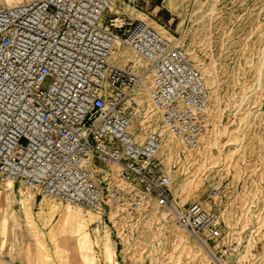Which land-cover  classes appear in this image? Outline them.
Wrapping results in <instances>:
<instances>
[{
    "label": "built area",
    "instance_id": "2783aa9c",
    "mask_svg": "<svg viewBox=\"0 0 264 264\" xmlns=\"http://www.w3.org/2000/svg\"><path fill=\"white\" fill-rule=\"evenodd\" d=\"M113 5L35 0L8 7L0 0V182L100 211L113 205L134 213L153 200L174 211L175 223L215 264H236L227 260L235 246L221 243V206L176 207L160 135L135 139L124 103L141 77L118 63L117 44L147 58L155 74L151 100L185 148L206 130L209 88L183 47L146 22L113 13ZM210 187L205 200L221 192L217 182Z\"/></svg>",
    "mask_w": 264,
    "mask_h": 264
},
{
    "label": "bare ground",
    "instance_id": "6f19581e",
    "mask_svg": "<svg viewBox=\"0 0 264 264\" xmlns=\"http://www.w3.org/2000/svg\"><path fill=\"white\" fill-rule=\"evenodd\" d=\"M34 1L2 0L8 7ZM175 1L164 0L169 11L175 10ZM112 2L114 5L111 10L119 12L115 10V0ZM130 14L132 19L146 22L168 39L174 40L175 37L169 29L147 17L142 11L132 10ZM117 48L116 60L118 63H129L141 77L140 84L128 95L124 103L131 115L130 128L135 139L143 140L153 132L160 135L159 156L170 178L169 186L174 195L176 207L182 208L188 202H201L203 206L209 208V203L201 199V195L207 189L209 172L216 168L223 169L232 159V152H230L231 154L225 153L221 148L222 141L224 139L237 140L246 134L245 126L240 130L243 132L242 135L228 127L229 116L225 118L227 123L223 124L222 96L219 85L210 77L211 65L203 64L194 52L186 49L194 67L209 87L210 104L207 110L204 134L196 146L185 148L167 128L151 100L149 93L155 83V74L148 67L147 58L122 42L117 44ZM257 72V80L253 83L256 89L262 85V67H259ZM247 96L248 93L239 95L240 99L236 101L237 107L231 112V115L236 116L237 110L244 105ZM249 116L250 112L246 118L242 117V120L246 122ZM153 121L160 123L153 126ZM181 152L184 153V159ZM118 172L119 168H115L116 175ZM197 176L199 178L195 180ZM221 192L215 196L218 200ZM38 193V188L23 185L17 187L12 180L0 183V210L3 212L0 219V264H15L18 243L15 232L17 221L25 225L32 240L27 249L31 264H103L96 255L95 247L100 248L104 264H121L118 259L116 242L112 237L113 228L118 231V236L123 243L125 242V230L129 228L132 231L133 228L136 231L134 248L139 250L140 247L148 245L151 251V264H156L157 256L163 250L171 253L172 249L179 245L190 256L188 264H215L212 254L202 245L203 243L195 238L186 227L175 223L174 211L169 207L160 208L159 211L152 210L147 219L141 220L140 217H132L131 212L117 206L112 205L106 212L105 210L85 209L81 206L61 203L48 196L38 199ZM233 205L234 199L228 200L224 210L220 208V217H223L230 228L232 239L237 241L231 244L238 249L239 242L243 241V235L232 220L233 211H236L235 208L233 209ZM153 206L158 208L153 200H147L140 208L148 209ZM105 213H107L111 225L105 220ZM240 213L243 216H249L246 211L244 213L240 211ZM165 233H169V237ZM227 237L224 230L221 243L229 246V241H226ZM253 239L249 238L244 251L237 253L236 262L238 264H264V251L257 255L251 250ZM4 253L9 259L4 257ZM174 263L177 264V260Z\"/></svg>",
    "mask_w": 264,
    "mask_h": 264
},
{
    "label": "rangeland",
    "instance_id": "374dc122",
    "mask_svg": "<svg viewBox=\"0 0 264 264\" xmlns=\"http://www.w3.org/2000/svg\"><path fill=\"white\" fill-rule=\"evenodd\" d=\"M115 2V10L126 15L129 21H134L130 11H142L147 17L169 29L175 37L172 41L185 50L194 52L203 64L211 65L210 77L219 85L222 96L223 124L227 123L225 118L229 116L228 127L231 130H236L242 135L243 132L240 130L245 126L247 131H244L246 134L240 139L222 141L221 148L225 153L232 152L231 162L223 169L216 168L209 172L207 189L201 195V199L209 203L210 207L219 204L223 210L228 200L234 199L233 209L236 211H233L232 220L235 227L242 232L243 241L239 242L238 249L233 250V254L229 256L227 259L229 262L238 264L236 255L239 251H244L248 244L247 240L251 237L254 238L251 250L258 255L264 251V0H176L174 11L166 8L164 0H115ZM259 67L263 69L262 85L256 89L253 83L257 80ZM47 84L48 80L44 82V86ZM244 93H248L244 105L237 110L236 116L231 115L237 107L239 95ZM249 112L250 116L244 122L242 117L246 118ZM157 123L160 122H152L153 126ZM181 156L184 159L183 152ZM163 166L165 168L164 164ZM198 178L197 176L195 180ZM213 182L221 185V196L219 200L216 197L205 200L204 195L209 192ZM189 203L191 202L187 204ZM149 208H140L131 215L144 220L149 217L152 210H160L154 206ZM108 210L109 208L105 209V212ZM240 211L248 212L249 216H243ZM2 215L3 212L0 210V219ZM104 218L111 225L107 213L104 214ZM221 221L225 227V236H228L226 238L228 244L237 242L232 239L230 228L222 216ZM15 232L18 237L15 264H31L27 249L32 240L25 225L17 221ZM165 235L169 237V233ZM124 236L123 243L118 231L113 228L112 237L116 242L120 263L151 264V251L148 245L140 247L139 250L134 248L136 231L127 228ZM95 249L99 261L104 264L100 248ZM179 254L181 255L177 258ZM3 255L9 259L6 253ZM157 257L156 264H175V260L177 264H188L190 258L180 245L173 248L171 253L163 250Z\"/></svg>",
    "mask_w": 264,
    "mask_h": 264
}]
</instances>
